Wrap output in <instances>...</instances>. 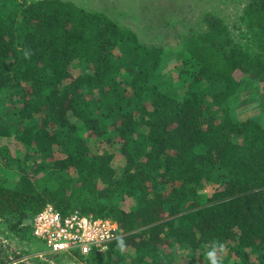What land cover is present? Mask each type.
<instances>
[{
	"label": "trees",
	"instance_id": "obj_1",
	"mask_svg": "<svg viewBox=\"0 0 264 264\" xmlns=\"http://www.w3.org/2000/svg\"><path fill=\"white\" fill-rule=\"evenodd\" d=\"M242 20L237 40L205 13L177 50L190 74L177 83L158 80L174 50L103 14L0 0V137L26 152L0 146L2 169L20 176L0 174L9 241L33 243L50 204L118 224L105 252L77 254L87 264H211L214 249L219 264H264V0H248ZM78 64L88 71L74 75ZM237 97L254 113L240 115Z\"/></svg>",
	"mask_w": 264,
	"mask_h": 264
},
{
	"label": "rangeland",
	"instance_id": "obj_2",
	"mask_svg": "<svg viewBox=\"0 0 264 264\" xmlns=\"http://www.w3.org/2000/svg\"><path fill=\"white\" fill-rule=\"evenodd\" d=\"M63 2L72 3L75 7L86 12L100 13L108 17L112 22L121 28H127L134 32L141 44L160 45L166 50H174L167 54L168 62H164L158 74V80L163 81L171 77L174 82H179L182 76L190 75L179 69L182 67L186 55L177 54L184 39L190 35L194 28H200L202 25V17L205 13H213L220 16L227 26H229L235 39H239L240 35H246V22L243 21V12L248 0H61ZM176 52V53H175ZM88 71L84 64H78L73 69V74H79ZM257 98V96H255ZM245 99V97L243 98ZM239 98L231 103L239 110L240 115H247L252 112V107L258 106L256 101L248 102L243 107L240 105ZM257 112L264 113V106ZM253 110V111H254ZM236 112L235 115L237 116ZM256 114V113H255ZM261 117V123L264 125V117ZM258 117V118H259ZM69 118L73 123H79L73 115L69 114ZM0 146H9L14 157L24 156L25 150L21 144L12 138L0 137ZM95 147L98 153L100 147ZM97 147V148H96ZM22 150V152L20 151ZM61 152H56L54 159L63 158ZM121 163V162H120ZM119 163V164H120ZM118 164V165H119ZM122 164V163H121ZM121 166V165H120ZM0 174L4 176L10 183L19 180L15 172H7L2 169ZM69 175L76 178L75 167L68 169ZM68 175V174H66ZM33 175H31L32 177ZM45 173L39 174L34 179L44 178ZM43 183V182H42ZM42 187L48 186V182L41 184ZM40 185V186H41ZM77 185V183H76ZM39 186V187H40ZM41 187V188H42ZM214 192L212 186H208L204 191L200 192L205 200ZM39 214V213H38ZM36 216V215H35ZM91 216H95L92 214ZM96 218V216H95ZM108 220L118 227V235L120 234L119 226L110 218H97ZM114 227V226H113ZM5 229L0 225V251H2L1 259L9 264H87L79 260L78 256L69 255L55 256L46 248L44 243L36 241L33 243L23 244L13 240L12 242L6 237ZM169 251V249H167ZM184 260V259H183ZM182 260V261H183ZM180 264V263H178Z\"/></svg>",
	"mask_w": 264,
	"mask_h": 264
},
{
	"label": "built area",
	"instance_id": "obj_3",
	"mask_svg": "<svg viewBox=\"0 0 264 264\" xmlns=\"http://www.w3.org/2000/svg\"><path fill=\"white\" fill-rule=\"evenodd\" d=\"M32 230L36 240L44 243L52 254L72 257L103 253L119 236L118 227L108 220L78 212L63 217L50 204L34 217Z\"/></svg>",
	"mask_w": 264,
	"mask_h": 264
},
{
	"label": "clouds",
	"instance_id": "obj_4",
	"mask_svg": "<svg viewBox=\"0 0 264 264\" xmlns=\"http://www.w3.org/2000/svg\"><path fill=\"white\" fill-rule=\"evenodd\" d=\"M221 248H223V246H220ZM209 258L211 259V264H219V261L216 259V251L215 249L213 251H211L208 254Z\"/></svg>",
	"mask_w": 264,
	"mask_h": 264
}]
</instances>
